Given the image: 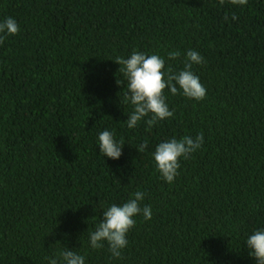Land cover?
<instances>
[{"label":"trees","instance_id":"trees-1","mask_svg":"<svg viewBox=\"0 0 264 264\" xmlns=\"http://www.w3.org/2000/svg\"><path fill=\"white\" fill-rule=\"evenodd\" d=\"M8 17L20 31L0 34V264H49L64 247L85 264H256L246 240L264 230V0H0ZM188 50L205 59L192 71L206 97L166 88L173 116L129 129L114 60L158 54L179 71ZM104 130L124 143L119 159L100 153ZM200 133L167 183L156 145ZM136 191L151 219L134 217L121 258L92 249L103 210Z\"/></svg>","mask_w":264,"mask_h":264},{"label":"clouds","instance_id":"clouds-1","mask_svg":"<svg viewBox=\"0 0 264 264\" xmlns=\"http://www.w3.org/2000/svg\"><path fill=\"white\" fill-rule=\"evenodd\" d=\"M219 3L223 5L225 0H219ZM228 3L243 6L248 3V0H228ZM227 19L228 17L225 16V20ZM232 19L235 20L237 17L233 15ZM19 31V25L12 17L0 22V34L16 35ZM2 42L3 39L0 38V43ZM180 56L181 53L178 50L167 54L169 60H177ZM114 61L120 65L119 71L127 80L128 91L125 93V99L133 106L126 120L129 129L135 128L145 117L150 116L146 123L151 128L158 121L173 116V112L169 110L165 101L166 88L173 95L182 93L185 97L197 101L206 97V88L192 71L194 64L205 63L204 57L195 50L186 52L184 67L179 71L171 67L165 71L164 58L158 54L147 55L139 51H133L128 58L117 57ZM203 143V133L194 138L186 135L180 139L173 137L158 143L152 155L161 177L167 183H173L179 175L181 157L188 159ZM123 145L124 143H118L113 133L108 130L98 135L99 150L104 157L119 159ZM135 146L138 152L143 153L148 148V143L145 141ZM144 195L143 192L136 191L132 198L122 205L112 204L103 210V219L99 220L95 230L89 234L90 247L102 249L106 243L111 256L121 258L122 250L128 245L127 235L136 224L134 217L141 214L145 220H150L152 217L150 206H140ZM246 245L249 255L255 258L256 264H264V230H256L249 235ZM49 264H85V257L76 250L64 247L58 256L49 259Z\"/></svg>","mask_w":264,"mask_h":264}]
</instances>
